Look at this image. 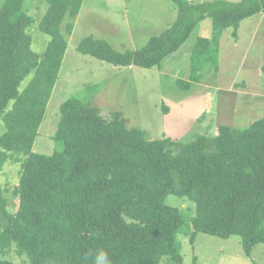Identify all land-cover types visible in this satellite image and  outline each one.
<instances>
[{"label": "trees", "instance_id": "1", "mask_svg": "<svg viewBox=\"0 0 264 264\" xmlns=\"http://www.w3.org/2000/svg\"><path fill=\"white\" fill-rule=\"evenodd\" d=\"M46 1L42 54L30 47L27 0L0 5V169L7 160L21 162L16 211L7 210L0 184V252L14 245L23 264H160L164 257L181 264L184 219L165 202L173 194L195 204L191 241L197 232L238 235L250 256L264 243V115L237 131L220 125L211 137L203 131L188 141L147 139L120 111L106 117L92 95L72 96L60 105L54 134L62 149L32 150L67 47L61 24L76 17L83 0ZM171 1L175 19L142 47L117 50L87 35L78 51L113 66L159 68L210 17L212 35L196 37L188 79L175 80L186 91L217 70L222 31L231 27L237 37L242 20L264 12V0ZM64 28L70 34L73 22ZM0 264L14 263L0 257Z\"/></svg>", "mask_w": 264, "mask_h": 264}, {"label": "rangeland", "instance_id": "2", "mask_svg": "<svg viewBox=\"0 0 264 264\" xmlns=\"http://www.w3.org/2000/svg\"><path fill=\"white\" fill-rule=\"evenodd\" d=\"M27 8L32 18L27 28L30 47L42 54L49 35L38 25L47 1L27 0ZM176 12L171 0H83L75 18L67 15L61 24L67 47L32 150L49 155L62 149V141L56 140L54 134L60 105L72 96L92 95V104L106 117L120 111L127 125L143 131L147 139L168 136L188 141L203 131L211 137L220 125L237 131L263 116L264 12L242 20L237 37L232 35L231 27L222 31L217 70L206 71L203 79L186 91L178 88L175 80L188 79L190 52L196 37L212 35L210 17L200 21L181 48L166 57L159 68L113 66L77 49L79 41L87 35L105 39L117 50L140 48L150 36L159 34L170 24ZM69 21L73 22V29L67 34L64 26ZM4 129L0 119V133ZM20 171L21 162L11 160L0 169V184L10 212L16 211L19 205L14 189ZM165 202L178 208L184 219L177 233L181 264H264V243L254 245L251 255L247 256L238 235L221 238L197 232L191 241L189 217L195 213V204L173 194ZM0 257H7L14 264H23L26 260L14 245L9 253L0 252ZM160 264H170V261L164 257Z\"/></svg>", "mask_w": 264, "mask_h": 264}]
</instances>
